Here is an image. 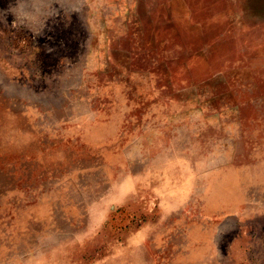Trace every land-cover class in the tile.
Listing matches in <instances>:
<instances>
[{
	"label": "rangeland",
	"instance_id": "rangeland-1",
	"mask_svg": "<svg viewBox=\"0 0 264 264\" xmlns=\"http://www.w3.org/2000/svg\"><path fill=\"white\" fill-rule=\"evenodd\" d=\"M0 264H264V0H0Z\"/></svg>",
	"mask_w": 264,
	"mask_h": 264
}]
</instances>
